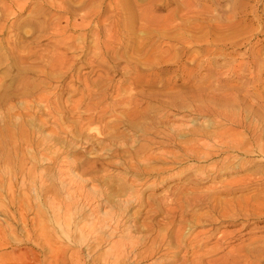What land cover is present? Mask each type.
<instances>
[{
    "label": "rangeland",
    "instance_id": "1",
    "mask_svg": "<svg viewBox=\"0 0 264 264\" xmlns=\"http://www.w3.org/2000/svg\"><path fill=\"white\" fill-rule=\"evenodd\" d=\"M105 211L136 264H264V0H0V264H103Z\"/></svg>",
    "mask_w": 264,
    "mask_h": 264
},
{
    "label": "bare ground",
    "instance_id": "2",
    "mask_svg": "<svg viewBox=\"0 0 264 264\" xmlns=\"http://www.w3.org/2000/svg\"><path fill=\"white\" fill-rule=\"evenodd\" d=\"M60 195V194H59ZM49 196V195H48ZM57 196V195H56ZM49 198V197H48ZM47 198V199H48ZM176 200V199H175ZM173 201V200H172ZM48 202V201H47ZM55 202V201H54ZM54 202H51L50 201V203H51V205H50V207L52 208V210H53V218H55L54 219V223L55 222H58V220L59 219H67V218H69L68 216H69V214H67V213H61L60 211L62 210V208H61V206H58L57 205V203H54ZM175 202V201H174ZM62 203V202H61ZM171 205V204H170ZM169 207H172V205L171 206H169ZM173 207H175L174 205H173ZM177 208V207H176ZM170 210H168V211H170V214L173 216V218L177 215V212H178V210L177 209H174V208H169ZM181 209V208H180ZM177 210V211H176ZM99 212H101V211H99ZM62 214V215H61ZM109 214H111V213H108L107 211H105V212H103V214H102V216L104 217L103 218V222L105 221H108V219H110L111 218V220L114 218V224H115V227L113 226V225H110V227H109V229H111L109 232H106L105 233V236L107 237V239H109V241H108V245L107 246H109L107 249H105V251H104V253L102 254V260L104 261L103 262V264H136L137 263V261H138V259H142V258H144V257H141L140 258V256L138 255V254H136L135 253V246H136V240H135V238H134V236L132 235V232H130L129 230H128V233H129V235H127V236H125L123 239H120V240H118V241H113V237H111L112 235H115V236H117L118 235V233L119 232H117V230L121 227V226H119V222H121L120 221V219H122V218H120V217H118L119 215H117V217H113L112 218V215H110L109 216ZM99 215V214H98ZM97 215V216H98ZM109 216V217H108ZM71 217V216H70ZM120 218V219H119ZM68 220V219H67ZM173 221H174V219H172ZM99 221V220H98ZM50 222V221H49ZM104 222V223H105ZM124 222V221H123ZM61 223V222H60ZM63 223V222H62ZM78 223V222H77ZM125 223V222H124ZM181 223H182V221H181ZM107 224H108V222H107ZM121 224V223H120ZM126 224V223H125ZM78 225V224H77ZM95 223H93V222H91V221H85V223H83V224H79V226H78V228L80 229V231H81V233H82V237L84 238H87L88 239V242H87V245L88 246H91V243H96L95 241L97 240V237H96V229L95 228H97V226L95 227ZM122 225V224H121ZM183 225V224H182ZM103 226H104V224H103ZM45 227H46V224H45ZM102 227V226H101ZM123 227V226H122ZM126 227V226H125ZM47 228H49V227H47ZM46 229V228H45ZM44 229V227H43V230H45ZM124 229V228H123ZM122 229V230H123ZM47 230V229H46ZM180 231L179 232H177V234H176V239H178L177 241H180L182 238H184V234H183V231H181V229H179ZM189 230V229H188ZM51 231V230H50ZM124 231H126V230H124ZM42 232H44V231H42ZM99 232H97V234H98ZM232 233V232H231ZM49 234V233H48ZM186 234H187V232H186ZM185 234V235H186ZM50 235V234H49ZM46 236H48V235H46ZM223 236V235H222ZM221 236V237H222ZM229 236V235H228ZM44 237V236H43ZM119 237V236H118ZM46 238V237H45ZM44 238V240H46ZM196 238V237H195ZM194 238V239H195ZM100 239V238H99ZM102 239V238H101ZM222 239V238H221ZM50 241V239L48 240V242H47V240H46V243H48L47 244V246L50 248V250H51V259H49V258H47L46 257V259L42 262V264H60V263H62V264H69V260H71V258L72 257H67V253H66V250H60L58 247H56V243H55V245H53V242L51 243V241ZM56 241H57V239H56ZM200 241L202 242V240H199V244H200ZM45 243V242H44ZM43 243V244H44ZM45 243V244H46ZM58 243V242H57ZM196 243V242H195ZM181 244V243H180ZM97 245V244H96ZM188 245V244H187ZM189 245H192L191 247L192 248H194V242H192V243H190ZM47 247V248H48ZM189 247V246H188ZM221 247V246H220ZM60 248H62V247H60ZM93 248V247H92ZM191 248V249H192ZM219 250V249H218ZM243 250V249H242ZM35 253V252H34ZM233 253V252H232ZM36 254L37 253H35V256H36ZM141 254V253H140ZM227 254V253H226ZM18 255V254H17ZM206 255V254H205ZM28 256V255H27ZM38 256V255H37ZM71 256H73V255H71ZM75 256V255H74ZM175 256V255H174ZM233 256V255H232ZM25 257H26V255H25ZM24 255H23V253L21 254H19L18 256H17V258H18V260H16V262L14 261V263L13 264H16L17 262H18V264H28V263H26V262H24V261H26V260H24ZM205 257V256H204ZM34 258V257H33ZM76 258V257H75ZM35 259V258H34ZM101 259V258H100ZM159 259V258H158ZM157 259V260H158ZM196 259H198V258H196ZM238 259V258H237ZM27 260H28V257H27ZM198 260H201V259H198ZM203 260V259H202ZM201 260V261H202ZM230 260V259H229ZM232 260H233V258H232ZM72 261H73V259H72ZM100 261V260H99ZM187 261H189V260H187ZM210 261H212V260H210ZM210 261H208V262H210ZM74 262V261H73ZM157 262V261H156ZM156 262H155V264H156ZM159 262V261H158ZM213 262V261H212ZM31 263V262H30ZM95 263V262H94ZM99 263H101V262H99ZM187 263H190V261L189 262H187ZM197 262H195V260H192V264H196ZM203 263V262H202ZM205 263V262H204ZM32 264V263H31ZM72 264V263H71ZM159 264H161V261H160V263ZM181 264H183V263H181ZM211 264V263H210Z\"/></svg>",
    "mask_w": 264,
    "mask_h": 264
}]
</instances>
